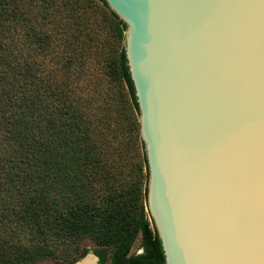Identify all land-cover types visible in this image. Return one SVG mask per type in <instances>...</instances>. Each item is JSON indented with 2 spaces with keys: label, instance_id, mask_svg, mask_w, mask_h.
<instances>
[{
  "label": "trees",
  "instance_id": "obj_1",
  "mask_svg": "<svg viewBox=\"0 0 264 264\" xmlns=\"http://www.w3.org/2000/svg\"><path fill=\"white\" fill-rule=\"evenodd\" d=\"M31 3L0 0V264L70 263L84 238L99 264H165L124 23L104 0ZM8 19L31 23L17 40Z\"/></svg>",
  "mask_w": 264,
  "mask_h": 264
},
{
  "label": "water",
  "instance_id": "obj_2",
  "mask_svg": "<svg viewBox=\"0 0 264 264\" xmlns=\"http://www.w3.org/2000/svg\"><path fill=\"white\" fill-rule=\"evenodd\" d=\"M165 264H264V0H104Z\"/></svg>",
  "mask_w": 264,
  "mask_h": 264
},
{
  "label": "rangeland",
  "instance_id": "obj_3",
  "mask_svg": "<svg viewBox=\"0 0 264 264\" xmlns=\"http://www.w3.org/2000/svg\"><path fill=\"white\" fill-rule=\"evenodd\" d=\"M11 3H15L16 5H18L21 9L27 8L28 12H34L37 9V6H33V4L31 3V0H11ZM31 5V6H30ZM94 10L95 12L97 11L96 6L94 5ZM31 22H26L24 27L20 30V31H15L14 30V25H17L14 21V19H8L5 22V27H6V33L8 34L9 37H13L15 39H20V35H21V31L25 28L28 27L30 25ZM16 28H18V26H16ZM19 30V29H16ZM15 31V32H14ZM27 40H29V38H26ZM27 40L24 41V43L28 42ZM78 241H76L75 243H68L67 246H63V244H59V250H73L75 245L77 244ZM82 248H87L89 250V252H92L93 250L97 249L98 247L95 245V243L89 239V238H84L82 240H79L78 245L76 247V252L80 251ZM111 249H108V251L110 252ZM140 251V247H139V238H137L130 249V252H138ZM53 263V260L47 259L44 261H41L37 264H51Z\"/></svg>",
  "mask_w": 264,
  "mask_h": 264
},
{
  "label": "flooded vegetation",
  "instance_id": "obj_4",
  "mask_svg": "<svg viewBox=\"0 0 264 264\" xmlns=\"http://www.w3.org/2000/svg\"><path fill=\"white\" fill-rule=\"evenodd\" d=\"M87 255L92 256V263L91 264H99L100 256L98 254H96L94 250L92 252H89V250H87V252L83 256L78 257L77 259L73 260L70 263L65 262V263H59V264H76V263L82 261ZM51 264H57V263H51ZM103 264H109V263L105 262Z\"/></svg>",
  "mask_w": 264,
  "mask_h": 264
},
{
  "label": "bare ground",
  "instance_id": "obj_5",
  "mask_svg": "<svg viewBox=\"0 0 264 264\" xmlns=\"http://www.w3.org/2000/svg\"><path fill=\"white\" fill-rule=\"evenodd\" d=\"M92 263V256L87 255L82 261L76 264H91Z\"/></svg>",
  "mask_w": 264,
  "mask_h": 264
}]
</instances>
